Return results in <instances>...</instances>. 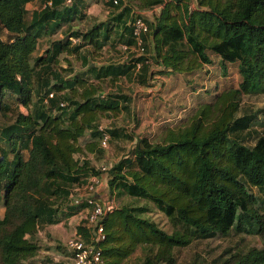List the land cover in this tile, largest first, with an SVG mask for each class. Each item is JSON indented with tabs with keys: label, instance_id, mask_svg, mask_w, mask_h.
I'll use <instances>...</instances> for the list:
<instances>
[{
	"label": "trees",
	"instance_id": "obj_1",
	"mask_svg": "<svg viewBox=\"0 0 264 264\" xmlns=\"http://www.w3.org/2000/svg\"><path fill=\"white\" fill-rule=\"evenodd\" d=\"M27 1L0 0V30L7 31V39L0 38V109L8 110L3 99L9 94L28 109L0 125V264H27L39 250L31 239L38 226L59 223L84 206L69 203L70 189L100 171L74 157L80 151L76 141L86 131L99 140V111L129 112L133 99L122 92L103 95L98 83L134 74L136 84L149 86L154 63L165 69L161 74L188 75L212 64L209 52L219 58L222 72L237 64L238 85L214 92L184 124L173 128L164 122L158 142L105 129L108 142L124 137L132 143L107 169L116 208L102 220L103 240L89 242L84 224H78L76 233L100 251L102 264H123L138 248L134 264H175L174 248L226 235L235 225L250 227L264 240V218L250 190H264V136L253 145L242 143V132L256 118L236 115L243 95L264 92V0H196L198 8L184 7L180 24L168 20L166 7L146 21L143 53L129 51L127 60L99 66L79 57V71L70 62L66 68L58 66L61 54L78 56L84 45L101 49L110 41L112 21L70 31L50 43L46 56L33 57L48 22L82 11L84 0L70 5L52 0L33 11L29 21ZM115 23L123 30L113 44L133 46L131 25ZM71 37L79 42L72 44ZM137 63L141 66L136 70ZM95 143L88 144L90 151ZM121 196L152 203L167 217L171 231L145 216L146 204L117 203ZM62 251L67 257V249ZM227 264H264V247L251 248Z\"/></svg>",
	"mask_w": 264,
	"mask_h": 264
},
{
	"label": "rangeland",
	"instance_id": "obj_2",
	"mask_svg": "<svg viewBox=\"0 0 264 264\" xmlns=\"http://www.w3.org/2000/svg\"><path fill=\"white\" fill-rule=\"evenodd\" d=\"M142 1L144 2L146 0H132V3L141 4ZM185 5L188 11L198 8L196 0H166L164 7H168V20L176 21L180 24L185 19ZM160 10L161 8L159 12ZM96 22L100 21L92 20L91 24ZM2 35L3 33L0 31V36ZM115 39L107 41L101 49H94L93 46L90 47L87 61L94 63L90 66L102 65L100 64L103 61L102 59L106 58L103 51L105 49L107 50L109 45H114L113 42ZM124 55L125 53H123L122 57ZM209 56L212 58V64L201 65L200 69L188 75L172 73L170 76V74H161L160 70L163 71L165 69H162L160 65L154 63L151 67L152 74L150 76L149 86L136 84L133 81L134 74L130 79H107L98 83L103 95L122 92L131 95V99H133L129 112L122 108H120L121 110L114 111H99L97 122L105 129H117L120 135H147L153 142L160 141L159 139L164 134L163 131H160V128L164 122L173 124V128L182 125L188 120L187 118L199 104L205 101H211L214 92L238 85L241 77L237 64H228L226 71L222 72L219 58L211 52H209ZM75 58L78 64H80L79 57ZM125 60L127 58L122 61ZM79 66L76 67L77 71L81 70ZM3 101V104L7 105L8 110L0 109V125L11 123L17 111V108L14 106L16 103L15 99L8 98L6 95ZM22 111L28 112V109L22 107ZM236 115L255 116L256 119L252 120L248 128L242 132V143L253 145L260 136H264V92L243 95L239 103V108L236 110ZM90 142H96L93 151L88 149ZM76 145L80 146V151L74 157L79 163L81 164L83 161H86L97 170L102 165L110 167L117 162L131 147L132 143L130 140L120 137L115 140L110 139L108 146L102 148L99 140L91 139L89 132L86 131L77 139ZM100 149L102 152L99 151ZM24 155L27 156L26 151H24ZM100 175L102 179L101 193L106 197L108 195L106 193H109L107 188V171L101 172ZM250 190L257 196L255 206L259 214L264 218V190H258L254 187L250 188ZM118 202L120 204H146L149 211L145 216L154 221L160 228L171 231L167 217L154 207L152 203L145 200H134L128 196H121ZM3 214L4 207L2 201H0V217ZM74 221H77V217ZM248 228L250 229V227ZM248 228L244 227V229H241L235 225L226 235L217 234L211 238L194 239L187 246L176 247L173 249L175 264H227L231 263V259L245 254L251 248L263 249L264 240L261 234L255 233L253 229L247 230ZM68 236L71 238L74 235L70 232ZM59 241L60 239L57 240V243ZM62 253L64 252L62 251ZM139 256L140 249L138 248L136 253L123 264H134ZM48 260L51 261V257Z\"/></svg>",
	"mask_w": 264,
	"mask_h": 264
},
{
	"label": "crops",
	"instance_id": "obj_3",
	"mask_svg": "<svg viewBox=\"0 0 264 264\" xmlns=\"http://www.w3.org/2000/svg\"><path fill=\"white\" fill-rule=\"evenodd\" d=\"M151 1L152 0H146L144 2L142 1L141 4H135L130 0H120L118 4H114L113 0H84L81 8L82 11L77 12L76 14H68L62 19L58 18L57 20L55 19L48 22L47 30L38 38L36 49L33 52V57L40 55L46 56L45 50L49 47L52 41L62 39L66 34L73 30H86L89 24L92 25V20L105 21L110 19V21H112V26L109 36L110 40L115 39L121 35L123 30L122 26H118L117 23H115L116 21L126 23L127 26L129 24L131 25L132 20L136 16H142L146 21H152L155 16H160L162 10L167 7H164L166 0H161V2L157 4H151ZM45 4L46 0L27 1L25 3V9L27 11L25 20L29 21L31 19L32 12L42 9ZM185 7L187 6L185 5ZM123 8H125V10L122 16L119 18V13L122 12ZM160 8L161 10L159 12ZM0 31L4 35L0 36V38L6 40L7 31ZM77 39L78 41L72 42V44L78 43L79 38ZM123 46L126 45H123L122 43H119L118 45L116 44L114 46L109 45L108 49H105V52L103 51L106 58H103V61L100 64H105L107 62L119 63L127 58L129 51H133L134 48L133 46H126V48H123ZM90 47V45L82 46L80 48L78 56H76L75 54H61L58 66L66 68L68 66V61H70L75 69H77L76 67L79 65V67H81L80 58L84 59L88 57V50H90ZM123 53H125V55L122 57ZM75 57H80V64H78ZM92 64L94 63L91 62L90 65ZM36 70H38V67H36ZM9 98H12L11 94H9ZM14 106L17 108L16 113H28L27 111L23 112V106L18 104L17 102ZM76 217L77 221H74ZM78 224H82V221L80 219V216L77 214L63 219L56 224H40L37 231L31 236V239L38 243L39 250L32 258L27 260V264H68V259L65 256V253H62V250L66 249L65 243L70 238L68 236L70 232L71 234L76 233ZM58 239H60V241L57 243ZM58 246H60L62 250H60ZM50 257L51 261L48 260Z\"/></svg>",
	"mask_w": 264,
	"mask_h": 264
},
{
	"label": "built area",
	"instance_id": "obj_4",
	"mask_svg": "<svg viewBox=\"0 0 264 264\" xmlns=\"http://www.w3.org/2000/svg\"><path fill=\"white\" fill-rule=\"evenodd\" d=\"M120 0H113L114 4H118ZM52 0H47L45 5H51ZM72 0H64L65 5H70ZM132 38L134 41L133 48L137 54L144 51L143 35L148 31L146 20L142 16H136L131 22ZM72 42H77V38H71ZM126 48V46H123ZM141 66L136 64V70ZM52 93L49 97H52ZM61 105H64L61 103ZM101 135L99 137V144L102 148L108 146L109 134L101 125L98 127ZM107 165H102L97 170L106 172ZM101 175L92 174L86 178L85 182L74 184L69 193V203L75 206L84 205L76 214L80 216L82 224L89 233L90 241L93 244L105 238L103 232L102 220L104 216L112 212L116 208V203L113 197L109 195L106 197L101 193ZM74 214V215H76ZM73 216V215H72ZM74 236L69 238L65 247L68 254V264H102L100 251L97 250L93 244H85L80 234L74 233Z\"/></svg>",
	"mask_w": 264,
	"mask_h": 264
}]
</instances>
